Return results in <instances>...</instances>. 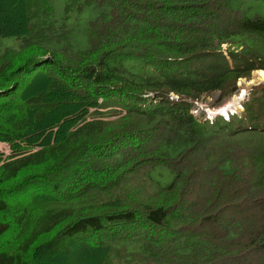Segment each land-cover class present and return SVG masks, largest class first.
Masks as SVG:
<instances>
[{
	"label": "trees",
	"instance_id": "trees-1",
	"mask_svg": "<svg viewBox=\"0 0 264 264\" xmlns=\"http://www.w3.org/2000/svg\"><path fill=\"white\" fill-rule=\"evenodd\" d=\"M4 37L0 264H264V83L199 111L264 69V0H0Z\"/></svg>",
	"mask_w": 264,
	"mask_h": 264
},
{
	"label": "rangeland",
	"instance_id": "rangeland-1",
	"mask_svg": "<svg viewBox=\"0 0 264 264\" xmlns=\"http://www.w3.org/2000/svg\"><path fill=\"white\" fill-rule=\"evenodd\" d=\"M56 12L59 16L62 15L64 11V5L66 0H54ZM99 9L88 7L85 11L77 17H72L69 20V25L73 28V40L77 48H84L87 46V40L83 35L82 29L87 24V22L96 17L99 14ZM15 39L12 37L0 38V43L5 42L10 45H15ZM226 47V46H225ZM260 71H253L250 77H243L239 80L238 86L239 90L235 92L232 96L224 98L221 102L219 97H221L220 91H214L203 95L201 101L199 102L200 110H205L208 115H213L218 112H229L242 109V103L249 94L253 85L264 83L261 82L263 79L259 73ZM10 150L7 143L0 142V151L8 152ZM9 153V152H8ZM6 153V154H8Z\"/></svg>",
	"mask_w": 264,
	"mask_h": 264
},
{
	"label": "bare ground",
	"instance_id": "bare-ground-1",
	"mask_svg": "<svg viewBox=\"0 0 264 264\" xmlns=\"http://www.w3.org/2000/svg\"><path fill=\"white\" fill-rule=\"evenodd\" d=\"M257 71H260V75H261V78L264 80V70H257Z\"/></svg>",
	"mask_w": 264,
	"mask_h": 264
},
{
	"label": "water",
	"instance_id": "water-1",
	"mask_svg": "<svg viewBox=\"0 0 264 264\" xmlns=\"http://www.w3.org/2000/svg\"><path fill=\"white\" fill-rule=\"evenodd\" d=\"M260 70H264V69H260ZM261 82H264V80H262Z\"/></svg>",
	"mask_w": 264,
	"mask_h": 264
},
{
	"label": "clouds",
	"instance_id": "clouds-1",
	"mask_svg": "<svg viewBox=\"0 0 264 264\" xmlns=\"http://www.w3.org/2000/svg\"><path fill=\"white\" fill-rule=\"evenodd\" d=\"M260 70V69H259ZM227 112V111H226ZM226 112H222V113H226Z\"/></svg>",
	"mask_w": 264,
	"mask_h": 264
}]
</instances>
